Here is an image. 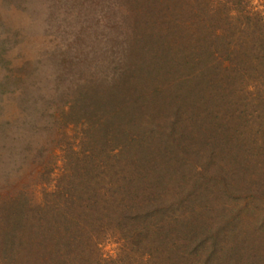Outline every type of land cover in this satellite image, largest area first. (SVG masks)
I'll return each mask as SVG.
<instances>
[{"label":"trees","instance_id":"1","mask_svg":"<svg viewBox=\"0 0 264 264\" xmlns=\"http://www.w3.org/2000/svg\"><path fill=\"white\" fill-rule=\"evenodd\" d=\"M81 1L94 15L93 34L86 38L88 58L75 57L66 70L74 87L63 115L87 118L82 149H73L75 156L44 203L27 199L28 224L11 234L10 264H91L89 248L102 223L130 222L144 235L163 234L168 219L154 215L171 207L164 202L171 196L152 208L147 202L153 193L179 188L174 156L200 154L197 132L208 130L207 138L216 140L212 160L225 141V120L199 106L202 95L219 101L222 82L236 79L225 57L231 63L248 48L256 50V42L264 47V11L253 0ZM195 121L203 123L200 128ZM258 127L252 146L243 141L236 154L243 176L238 196L256 204L254 216L264 214L263 123ZM229 145L228 140L223 153L232 150ZM260 249L257 261L263 264Z\"/></svg>","mask_w":264,"mask_h":264},{"label":"rangeland","instance_id":"2","mask_svg":"<svg viewBox=\"0 0 264 264\" xmlns=\"http://www.w3.org/2000/svg\"><path fill=\"white\" fill-rule=\"evenodd\" d=\"M252 6L264 11V0ZM92 18L81 0H0V264L13 259L14 228L27 227V199L44 203L75 156L73 149H82L87 118L63 115L74 87L66 70L75 57H87ZM82 30L86 37L79 40ZM256 43L240 59L233 56L230 63L225 57L236 79L222 82L223 98L206 99L205 93L198 103L225 120V141H217L222 149L212 160L215 137L197 132L200 154L174 156L179 188L149 196L147 205L156 206L171 196L164 201L171 207L154 215L168 219V228L157 237L141 233L138 224L102 223L89 248L91 264H260L264 214L252 215L259 208L238 196L243 176L236 165L239 144L252 146L259 123L264 125V47ZM228 140L232 150L223 153Z\"/></svg>","mask_w":264,"mask_h":264}]
</instances>
